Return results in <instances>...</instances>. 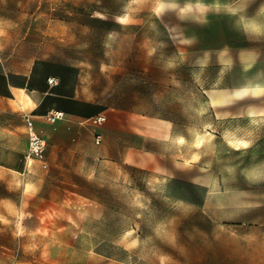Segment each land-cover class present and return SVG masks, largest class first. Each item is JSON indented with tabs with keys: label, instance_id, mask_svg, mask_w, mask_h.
Wrapping results in <instances>:
<instances>
[{
	"label": "rangeland",
	"instance_id": "1",
	"mask_svg": "<svg viewBox=\"0 0 264 264\" xmlns=\"http://www.w3.org/2000/svg\"><path fill=\"white\" fill-rule=\"evenodd\" d=\"M239 3L0 0L3 48L95 106L44 120L28 164L25 117L0 112L19 150L0 173V264H264V115L244 110L264 93L212 103L264 78V41L246 66L226 49Z\"/></svg>",
	"mask_w": 264,
	"mask_h": 264
},
{
	"label": "crops",
	"instance_id": "2",
	"mask_svg": "<svg viewBox=\"0 0 264 264\" xmlns=\"http://www.w3.org/2000/svg\"><path fill=\"white\" fill-rule=\"evenodd\" d=\"M243 1L240 0L238 7L226 9V11L231 12L230 15H237L240 23L245 26H242L243 31L240 32L239 43L232 44L231 37L229 36L228 40H226V49H238L239 59L246 66L258 60L256 54L254 55L252 52L247 51L253 47L250 41H264V5L261 8L255 9V16L252 20L248 19L249 15L245 10L246 0L244 3ZM248 22L253 24V28L250 25L247 30L246 26ZM4 43H6V38L2 35V30L0 29V112L8 110L16 111L24 117L25 115L33 117L34 127L42 135L46 127L42 116L50 110H61L57 106L59 98L75 101L82 100L71 92L61 91L63 83L60 82L58 73H39L38 63L35 60H32L24 67L21 61L22 56L14 55L13 50L9 52L3 48ZM58 63L63 64L62 62ZM49 78H53L54 82L50 84L48 82ZM261 93H264V78L259 80L256 77L251 83L239 87L216 90L212 95V103H231L233 99L242 98L245 95L256 96ZM244 110L246 115H264V105H248ZM63 112L65 114L81 116L77 113ZM2 130L3 128L0 129V132ZM25 138L27 148L26 128ZM0 147L4 151V154L0 156V173L4 175L13 166L12 161L7 156V152L14 153V151L18 152L19 150L2 142H0ZM24 154L25 152L21 156L23 162H25Z\"/></svg>",
	"mask_w": 264,
	"mask_h": 264
},
{
	"label": "built area",
	"instance_id": "3",
	"mask_svg": "<svg viewBox=\"0 0 264 264\" xmlns=\"http://www.w3.org/2000/svg\"><path fill=\"white\" fill-rule=\"evenodd\" d=\"M48 82L51 84L54 82L53 78H49ZM65 113L62 110H50L42 117L46 122L54 123L57 120L63 118ZM105 115L103 113H97L94 116V120L98 123L103 121ZM25 128L27 136V151L24 154V161L28 164L33 158H40L45 149V139L34 127L32 118L29 115H25ZM95 142L101 140V134L96 133L94 135Z\"/></svg>",
	"mask_w": 264,
	"mask_h": 264
},
{
	"label": "trees",
	"instance_id": "4",
	"mask_svg": "<svg viewBox=\"0 0 264 264\" xmlns=\"http://www.w3.org/2000/svg\"><path fill=\"white\" fill-rule=\"evenodd\" d=\"M57 66L60 68V69H63L65 70L67 68V66L63 65V64H57ZM59 79H60V82H63V78L61 75H59ZM80 103L82 105V107H85V108H94V104L92 103H89V102H84V101H75V100H68L66 98H59V102H57V106L60 107V109L62 111H66V112H69V113H77L81 116H84V113L83 111H77L74 109V105L75 104H78ZM93 114H97L99 113L98 110L94 109L91 111Z\"/></svg>",
	"mask_w": 264,
	"mask_h": 264
}]
</instances>
